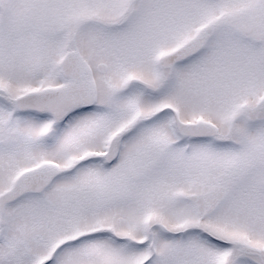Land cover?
Returning a JSON list of instances; mask_svg holds the SVG:
<instances>
[{"label":"snow or ice","instance_id":"snow-or-ice-1","mask_svg":"<svg viewBox=\"0 0 264 264\" xmlns=\"http://www.w3.org/2000/svg\"><path fill=\"white\" fill-rule=\"evenodd\" d=\"M0 264H264V0H0Z\"/></svg>","mask_w":264,"mask_h":264}]
</instances>
